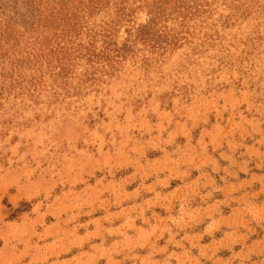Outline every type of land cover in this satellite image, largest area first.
I'll use <instances>...</instances> for the list:
<instances>
[{
  "label": "rangeland",
  "instance_id": "obj_1",
  "mask_svg": "<svg viewBox=\"0 0 264 264\" xmlns=\"http://www.w3.org/2000/svg\"><path fill=\"white\" fill-rule=\"evenodd\" d=\"M0 264H264V0H0Z\"/></svg>",
  "mask_w": 264,
  "mask_h": 264
}]
</instances>
